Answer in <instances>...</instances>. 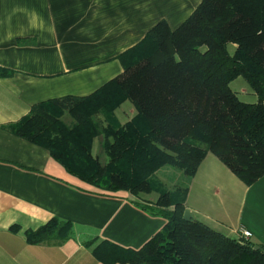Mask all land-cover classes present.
<instances>
[{"label":"trees","instance_id":"16d2710c","mask_svg":"<svg viewBox=\"0 0 264 264\" xmlns=\"http://www.w3.org/2000/svg\"><path fill=\"white\" fill-rule=\"evenodd\" d=\"M122 58L121 76L90 96L34 107L11 127L13 134L108 192H153L159 184L150 177L166 167L173 169L170 175L192 179L208 154L247 186L264 178V0H202L177 30L160 22ZM13 74L0 67V77ZM238 77L257 103L242 102L231 89ZM126 100L137 109L126 127L102 130L94 123L93 116L112 114ZM66 113L74 125L62 120ZM102 134L106 164L93 155V140ZM188 192L182 185L173 193L164 190L161 209L151 213L167 221L165 228L139 251L106 246L111 263L264 264V245L184 221ZM72 230V223L54 218L25 237L31 245L63 243ZM94 253L104 259L98 248Z\"/></svg>","mask_w":264,"mask_h":264},{"label":"crops","instance_id":"0c3cea01","mask_svg":"<svg viewBox=\"0 0 264 264\" xmlns=\"http://www.w3.org/2000/svg\"><path fill=\"white\" fill-rule=\"evenodd\" d=\"M201 2L0 0V67L14 72L0 77V264H122L111 263L106 246L139 251L165 228L164 218L127 192L100 190L72 176L11 127L38 105L90 96L121 76L125 53L162 21L177 30ZM93 150L97 155L96 142ZM183 184L193 220L234 239L246 229L251 243L264 245V178L247 186L208 154ZM54 218L72 223L68 240L27 242V230Z\"/></svg>","mask_w":264,"mask_h":264},{"label":"rangeland","instance_id":"374dc122","mask_svg":"<svg viewBox=\"0 0 264 264\" xmlns=\"http://www.w3.org/2000/svg\"><path fill=\"white\" fill-rule=\"evenodd\" d=\"M235 50L234 46L229 47V51L233 53ZM231 89L237 94L239 99L242 102L255 104L258 102V97L255 92L250 88L248 83L243 77H238L231 83ZM134 112H131V111ZM137 115V109L135 108L134 104L130 100H126L120 103L117 108L114 109L112 114H108L107 112H99L95 116L92 117L94 123L97 124L99 128L102 130H107L108 128H123L126 127L128 124L132 122V120ZM65 124L74 125L75 120L72 119L68 113L62 118ZM94 143H97V155L94 153L93 155L95 158H98L102 164H106L109 162V158L104 153V150L100 151V145L102 147V143L106 141L104 134L98 136L96 139L93 140ZM101 152V153H100ZM173 170L172 168L166 167L159 172H156L154 175L150 177L153 182H157L159 185H153V192L147 193L142 192L139 195H134L131 192H127L132 200L137 202L144 208L154 210H160V200L162 197V192L165 190L167 193H173L178 185H182L183 187L186 185L183 184L184 181H189L190 179L186 176H182L181 174L177 175H170L169 171ZM175 171V170H174ZM178 173V172H177ZM93 186V185H92ZM95 187V186H94ZM97 188V187H96ZM164 188V189H163ZM98 189V188H97ZM100 189V188H99ZM102 190V189H100ZM105 191V190H104ZM174 207H171L173 209Z\"/></svg>","mask_w":264,"mask_h":264},{"label":"built area","instance_id":"2783aa9c","mask_svg":"<svg viewBox=\"0 0 264 264\" xmlns=\"http://www.w3.org/2000/svg\"><path fill=\"white\" fill-rule=\"evenodd\" d=\"M252 238V233L246 229H241L239 240L248 241Z\"/></svg>","mask_w":264,"mask_h":264},{"label":"water","instance_id":"95a60500","mask_svg":"<svg viewBox=\"0 0 264 264\" xmlns=\"http://www.w3.org/2000/svg\"><path fill=\"white\" fill-rule=\"evenodd\" d=\"M183 219L186 222H191L193 220V216H192L191 212L188 209H186Z\"/></svg>","mask_w":264,"mask_h":264}]
</instances>
